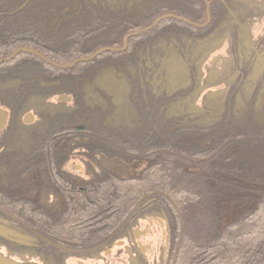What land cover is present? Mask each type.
<instances>
[{"label": "flooded vegetation", "instance_id": "obj_1", "mask_svg": "<svg viewBox=\"0 0 264 264\" xmlns=\"http://www.w3.org/2000/svg\"><path fill=\"white\" fill-rule=\"evenodd\" d=\"M151 1L89 4L134 17L128 25H138L134 30L115 21L119 32L106 33L110 43L96 44L106 40L103 33L84 44L82 34L70 36L77 48L99 45L93 53H117L127 62L93 67L95 81L86 85L91 90H80L82 102L88 98L104 114L86 115L74 98L78 84L63 86L66 92L51 81L45 83L49 91L25 99L16 114L6 107L22 85L17 66L30 58L16 52L5 59L20 47L34 50L21 45L23 39L40 36L45 42L42 35L53 30L23 33L19 22L26 3L0 0V109L7 111L0 129V264H191L182 257L188 244L182 197L167 188H181L184 170L199 174L206 166L210 175L235 164L242 169L246 138L261 175L264 0H157L159 10L149 19ZM83 6L71 8L75 18L68 4L50 9L47 22L65 29L77 23ZM39 49L34 56L56 67L45 45ZM57 115L64 117L62 128L54 122ZM91 119L99 130L87 131ZM136 175L158 185L132 197L117 214L114 185ZM229 177V171L222 174L227 183ZM236 179L239 189L232 197L259 196L258 179ZM108 183L106 197L101 186ZM108 199L111 205L100 210Z\"/></svg>", "mask_w": 264, "mask_h": 264}, {"label": "trees", "instance_id": "obj_2", "mask_svg": "<svg viewBox=\"0 0 264 264\" xmlns=\"http://www.w3.org/2000/svg\"><path fill=\"white\" fill-rule=\"evenodd\" d=\"M17 1L26 3L23 6L25 14L22 15L19 22L21 23L23 33L31 29L39 30L40 28L51 27L50 30H53L51 35L44 32L47 34V36H44L39 31L40 35L46 38L44 41L54 46L50 49V54L46 58L59 64H66L76 59L87 57L98 49L101 43H110L108 35L113 31L114 33L119 32V30H113L115 21L126 27V29L129 28L128 25L134 23V17L109 14L103 12L99 6L89 5L99 2V0H80L81 3L79 5H84L82 9L84 14L80 13L81 17L80 19H76L77 23L73 25L68 24L70 26L66 25L65 29H61L62 26L57 27L54 23L50 25L51 19H49V23L47 22V14L50 9L52 11H59L68 4L69 13L74 17L71 8L77 7V4H73L71 0H61V2L57 4L53 3L51 6L49 3L53 0ZM34 2L36 5H34ZM150 4L151 9L152 6H154V9L153 11L151 10L152 15L149 19L159 10L157 0L151 1ZM77 10L76 8L75 11ZM41 18L44 21L42 26L41 21H39ZM137 27L138 25L129 29L134 30ZM142 27H145V25ZM97 33L105 34L103 37L106 40H99ZM80 34L83 35L81 38H84V40L79 41L81 44L98 39L96 44L99 45L86 49L75 47L76 45L80 46V44L73 42L70 38ZM34 39L38 40V43L43 44L40 40L41 37L36 36L32 40L23 39L21 45L31 46V42H34ZM118 42L120 40L116 43ZM116 54L106 52L86 62H77L68 69H60L41 61L32 54L18 53L17 56L23 59H30L23 61V66H17V70H20L21 74L17 78L22 85L13 90L14 94L9 95L5 105L12 110L13 114H16L17 109L19 110L23 107L25 99L30 98L32 95L49 91L45 83L46 81H51L55 89H62L66 92H68L69 87L64 89L63 86H71L72 84H78L80 86L79 88L78 86L73 87L76 92L74 93V98L77 99L76 105L79 113L86 115L104 114L102 109L88 105L90 104L88 98H85L86 103H83L80 90L84 85L92 84L95 81L92 73L93 67L113 64L126 66V59ZM24 67L29 68V70ZM45 68H50V73H47ZM46 75H48V78ZM91 89L92 86L85 87L86 91ZM78 100H80V103H78ZM63 119V116L57 115L55 116L54 122H59L61 125L60 128H62ZM91 120V124L87 125V131L99 130L100 126L98 123L93 121V119ZM109 131H105V133L107 134ZM244 141H246L245 152L240 161L243 165L242 169L230 168L229 170H222L219 168L215 173L210 171V175L206 174V166L202 167L203 170L199 174L189 173L184 170V175L181 176L182 179H180L178 186L181 188L186 187V189H181L176 186L171 187V190L167 188L168 192L172 194L179 192L178 195L182 197L183 224L186 230V241L190 247L197 248L196 253L192 255H189V253L184 254V252L182 254V257L189 259L191 264H260L264 260V167L261 168V175L258 174L259 168L255 165L257 155L254 152V145L249 142L248 138ZM262 164L264 165L263 161ZM228 171L230 177L227 183L223 181L222 174L225 175ZM256 172H258L257 175ZM139 176L136 175L133 179H126L127 181L118 179L117 184L114 185L115 194L118 197L117 204L119 212L117 214H120V211L125 208L126 204L130 203L132 197H142L145 195L147 187H149L150 191H153L151 186L158 185L152 182L154 179H150V182L146 183L143 175ZM239 177H245L248 180L250 178L258 179L261 183V191L258 192L259 196H255L256 194L253 192L245 197H232L233 191L239 189V184L236 182L238 181L236 178ZM110 185L108 183L107 186H101L104 188L106 197H109L111 193L109 189ZM228 190L231 192V196H228ZM248 190L251 191L252 189ZM5 201H9V199L6 198ZM110 205V199L106 202H100V210ZM103 215L102 213L101 216ZM118 219H120L119 216ZM193 255L195 256L194 260Z\"/></svg>", "mask_w": 264, "mask_h": 264}, {"label": "bare ground", "instance_id": "obj_3", "mask_svg": "<svg viewBox=\"0 0 264 264\" xmlns=\"http://www.w3.org/2000/svg\"><path fill=\"white\" fill-rule=\"evenodd\" d=\"M70 1V0H69ZM59 2H61V0H53L51 3L53 4V3H59ZM71 2L73 3V4H79V3H81L80 2V0H71ZM66 3V2H65ZM22 39V38H21ZM18 41H20V40H18ZM23 41V40H22ZM21 41V42H22ZM43 44L45 45V48L48 50V51H50V49H52L54 46L52 45V44H50V43H46V42H43ZM31 46H32V48L35 50H32V49H29V48H24V47H20V48H17L15 51L17 52V54L18 53H23V52H28V53H31L32 55H34V53L35 54H37V53H42L41 51H40V49H39V47H41V43H31ZM37 51V52H36ZM78 62H81V61H78ZM33 67H35V66H33ZM30 68H32V67H30ZM235 167L236 168H239V167H237L236 166V164H235ZM159 188V187H158ZM165 193L164 192H160V196L161 195H164ZM175 201V200H174ZM176 202V204H177V201H175ZM196 250H197V248H193L192 246L190 247L188 244H184L183 245V250H182V254H183V252H184V254L185 253H189V255H192V254H194V253H196ZM195 259V256L193 255V260ZM214 264V263H213Z\"/></svg>", "mask_w": 264, "mask_h": 264}, {"label": "water", "instance_id": "obj_4", "mask_svg": "<svg viewBox=\"0 0 264 264\" xmlns=\"http://www.w3.org/2000/svg\"><path fill=\"white\" fill-rule=\"evenodd\" d=\"M158 21V20H157ZM155 21V22H157ZM101 51H104V50H99V51H96L95 53H93L92 55H90L89 57H85V58H79V59H76L68 64H57V63H53V62H50L52 63L53 65H55L56 67L58 68H69L71 67L72 65L76 64L78 61H87V60H90L92 59L94 56L98 55ZM16 53V51H14L8 58H6L5 60L11 58L12 56H14ZM49 61V60H48ZM7 121V111L4 110V109H0V129L4 127L5 123ZM5 264H8V263H5ZM260 264H264V260L260 263Z\"/></svg>", "mask_w": 264, "mask_h": 264}, {"label": "rangeland", "instance_id": "obj_5", "mask_svg": "<svg viewBox=\"0 0 264 264\" xmlns=\"http://www.w3.org/2000/svg\"><path fill=\"white\" fill-rule=\"evenodd\" d=\"M195 201V200H194Z\"/></svg>", "mask_w": 264, "mask_h": 264}]
</instances>
